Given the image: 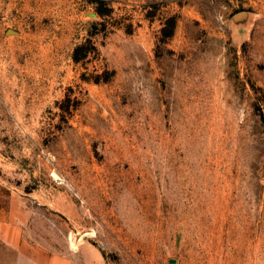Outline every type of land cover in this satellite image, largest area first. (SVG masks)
<instances>
[{"label": "rangeland", "instance_id": "rangeland-1", "mask_svg": "<svg viewBox=\"0 0 264 264\" xmlns=\"http://www.w3.org/2000/svg\"><path fill=\"white\" fill-rule=\"evenodd\" d=\"M0 208V264H264V0H0Z\"/></svg>", "mask_w": 264, "mask_h": 264}, {"label": "crops", "instance_id": "crops-1", "mask_svg": "<svg viewBox=\"0 0 264 264\" xmlns=\"http://www.w3.org/2000/svg\"><path fill=\"white\" fill-rule=\"evenodd\" d=\"M7 213L4 210H1L0 208V239L4 242H6V244L12 248H18L19 247V243H13L12 242V237L10 235V233H14L17 234L19 233V231L17 229L14 230V227L17 228V226L13 225L12 220H7ZM17 237V236H16ZM50 260H53V258H51Z\"/></svg>", "mask_w": 264, "mask_h": 264}, {"label": "trees", "instance_id": "trees-1", "mask_svg": "<svg viewBox=\"0 0 264 264\" xmlns=\"http://www.w3.org/2000/svg\"><path fill=\"white\" fill-rule=\"evenodd\" d=\"M96 49L94 47H91L90 49H88V47H86V45H82L80 47H78L75 51V59L78 60L79 56L82 53H85L87 55H90L92 52H95Z\"/></svg>", "mask_w": 264, "mask_h": 264}]
</instances>
